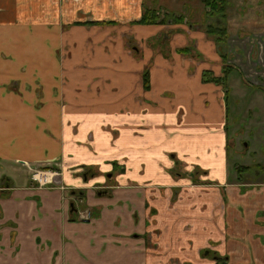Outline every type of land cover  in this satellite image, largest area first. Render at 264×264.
I'll return each instance as SVG.
<instances>
[{"label":"crops","instance_id":"0c3cea01","mask_svg":"<svg viewBox=\"0 0 264 264\" xmlns=\"http://www.w3.org/2000/svg\"><path fill=\"white\" fill-rule=\"evenodd\" d=\"M146 9L194 26L137 23ZM204 12L202 0H0V175L13 184L0 190V264H264V176L232 168L225 87L203 80L223 76ZM228 17L230 36L264 33V0H229ZM168 30L170 52L154 51ZM24 162L60 167L98 215L76 219L74 191L39 187Z\"/></svg>","mask_w":264,"mask_h":264},{"label":"rangeland","instance_id":"374dc122","mask_svg":"<svg viewBox=\"0 0 264 264\" xmlns=\"http://www.w3.org/2000/svg\"><path fill=\"white\" fill-rule=\"evenodd\" d=\"M247 32L238 31L230 36L226 50L231 55V66L225 67L229 87V94L226 96L227 123L230 138H233L229 140L230 147L233 146L234 149L230 152L231 160L238 164L251 160L250 165L253 166L248 172L250 175L244 176L250 181H259L263 179L258 178L264 176V165L260 164L263 166L260 168L255 166L258 162L264 163V35L259 28L255 29L251 25ZM252 32L257 33L249 37L248 34ZM162 40L163 35H160L150 40L148 45L157 51ZM167 45L170 46L171 43L163 44L164 47ZM256 138L263 145H257ZM243 140L249 144L245 146Z\"/></svg>","mask_w":264,"mask_h":264},{"label":"trees","instance_id":"16d2710c","mask_svg":"<svg viewBox=\"0 0 264 264\" xmlns=\"http://www.w3.org/2000/svg\"><path fill=\"white\" fill-rule=\"evenodd\" d=\"M203 5L206 9V18L212 19V22L206 23L205 28L208 35H211L214 40L220 45L223 49H225L229 35H228V0H202ZM185 16L183 14H177L169 11H161L159 9H146L144 10L142 16L137 20V23L140 24H180L184 23ZM111 22V21H109ZM194 24V23H192ZM163 35V34H162ZM168 37L163 36V40L161 44H164L168 38L169 33H167ZM159 37V36H158ZM156 38V37H155ZM154 40V38L152 39ZM167 54L168 49L162 50ZM179 53L183 54H192L193 46L187 45L177 49ZM170 52V51H168ZM224 59L227 58L226 54H222ZM224 76H216L212 71H204L203 72V80L205 82H215L217 84L223 85V87H227V70L224 68ZM143 78L146 84V88L149 87L150 81V72L149 68H146L143 74ZM228 94V93H227ZM226 94V96H227ZM243 169L252 170V166H243ZM4 180L3 185L11 184L9 178L3 176ZM8 180V181H5ZM218 264H228V260L226 257H217L216 258Z\"/></svg>","mask_w":264,"mask_h":264},{"label":"flooded vegetation","instance_id":"af4514ba","mask_svg":"<svg viewBox=\"0 0 264 264\" xmlns=\"http://www.w3.org/2000/svg\"><path fill=\"white\" fill-rule=\"evenodd\" d=\"M229 1V0H228ZM203 3V2H202ZM229 8V7H228ZM204 9H205V7H204ZM206 10V9H205ZM178 14V13H177ZM185 16V15H184ZM205 16V18L203 19V17ZM204 16H202V29H204L205 30V32H206V28H205V25H206V23H209V22H212L213 20L212 19H209V18H206V12H204ZM186 18H185V22H186V20H187V22H189L190 24H191V26H194V24H192V23H194L192 20H190L189 18H187V16H185ZM94 21H92V20H89L88 22H86V23H93ZM228 24H229V17H228ZM167 33H169V38H168V40L167 41H169L170 40V38H171V34L173 33V30H168V31H166L165 33H163V36L166 38V37H168L167 36ZM255 33L254 32H252V33H250V34H248L249 35V37H250V35H254ZM263 35H264V33H262ZM162 35V34H161ZM206 35L210 38V39H213L214 40V38L211 36V35H208V33L206 32ZM228 35H229V38H230V34H229V26H228ZM155 38V37H154ZM229 38H228V41H229ZM153 39V38H152ZM151 39V40H152ZM215 41V40H214ZM228 41H227V44H226V47H225V49H223L220 45H218V43L216 42V44L218 45V49L220 50V53H221V57H222V62H223V76H224V74H225V72H224V68L225 67H230L231 65V63H229V60H231L230 59V56L231 55H229L227 52H226V50H227V48L229 47V45H228ZM128 45H129V47L130 48H132L133 50H135L136 52L138 51V45L136 44V43H133V40H129L128 41ZM160 48L163 50V49H166L167 47H164L163 46V44H161V46H160ZM183 54V53H182ZM222 54H226L227 55V58L226 59H224V57L222 56ZM147 68V67H146ZM148 68H149V66H148ZM206 71V70H205ZM209 71V70H208ZM144 79V78H143ZM224 90H225V94H229V87L227 86L226 88H224ZM230 140H233V138L231 137L230 138ZM246 140H243V144L245 145V146H247L248 144H249V142L247 141V142H245ZM230 143H229V145H228V147H229V156H230V152L232 151V150H234L233 149V146H231L230 147ZM235 153H236V151H235ZM236 156H240V155H238L237 153H236ZM24 164L28 167V169H29V171H30V173H31V177H32V180H34V181H36L37 182V185H39V187H42V186H45V187H47V188H59L61 191H63V192H65V191H68V192H70V190H71V192L72 191H74V192H72L73 193V195L75 196V195H77L76 197H77V201L76 200H74L73 201V203H72V213L73 214H75L76 216H74L76 219H79L80 221H83V222H88V221H91V220H93L98 214H96V212H95V210L93 209V208H90V207H88V206H86V205H84V201H83V199H84V197H85V191H84V189L83 190H81V189H78L77 191L76 190H73L72 188H69V187H67V186H65L64 185V183H63V181H62V179H61V175H62V171H61V169H60V167H57V166H53V165H48V166H46V167H42V168H40V167H36V166H31L30 165V163H28V162H24ZM243 166H249V165H247L246 163L245 164H238V163H236V164H233L232 165V168H234L236 171H237V175H238V180H242L243 178L245 179V176L244 175H246L248 172H249V170H246V169H243L242 167ZM36 171H38V173L39 174H47V175H50V176H52L53 177V179L51 180V181H49L48 183H46V184H44V185H42V184H40L36 179H34V173L36 172ZM251 171V170H250ZM90 172H91V169H90V167H86V170H85V175H89L90 174ZM200 174H202V171H200ZM3 176H5V177H7V178H9L10 179V181H11V184H6V186H5V184L3 185V183H4V180L2 179L3 178ZM49 176V177H50ZM242 178V179H241ZM243 179V180H244ZM5 181H8V180H5ZM13 184H12V179L10 178V177H8L7 175H5V174H2V175H0V190H1V192H4V190H8L11 186H12ZM106 188H107V186L106 185H102V186H100V187H98V191H100V192H103V193H105L106 191H103V190H106Z\"/></svg>","mask_w":264,"mask_h":264},{"label":"built area","instance_id":"2783aa9c","mask_svg":"<svg viewBox=\"0 0 264 264\" xmlns=\"http://www.w3.org/2000/svg\"><path fill=\"white\" fill-rule=\"evenodd\" d=\"M34 179H36L40 184L44 185L53 179L52 176L48 177L47 174H39L38 171L34 173Z\"/></svg>","mask_w":264,"mask_h":264},{"label":"bare ground","instance_id":"6f19581e","mask_svg":"<svg viewBox=\"0 0 264 264\" xmlns=\"http://www.w3.org/2000/svg\"><path fill=\"white\" fill-rule=\"evenodd\" d=\"M49 177V176H48Z\"/></svg>","mask_w":264,"mask_h":264}]
</instances>
